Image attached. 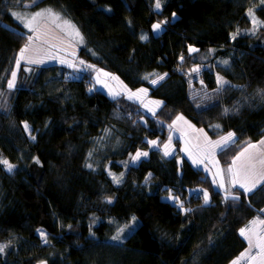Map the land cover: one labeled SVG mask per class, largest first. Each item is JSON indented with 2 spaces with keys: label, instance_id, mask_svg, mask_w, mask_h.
<instances>
[{
  "label": "trees",
  "instance_id": "trees-1",
  "mask_svg": "<svg viewBox=\"0 0 264 264\" xmlns=\"http://www.w3.org/2000/svg\"><path fill=\"white\" fill-rule=\"evenodd\" d=\"M25 1L0 0V160L14 166L0 164V264H232L249 245L240 230L264 210V182L220 187L209 159L180 154L177 131L233 133L215 150L222 166L264 138V0H160L159 12L155 0H38L29 9L52 8L82 33L78 74L20 59L29 36L13 13ZM139 87L162 101L156 116L129 99ZM140 150L115 183L110 172ZM130 220L109 242L112 223Z\"/></svg>",
  "mask_w": 264,
  "mask_h": 264
},
{
  "label": "rangeland",
  "instance_id": "rangeland-1",
  "mask_svg": "<svg viewBox=\"0 0 264 264\" xmlns=\"http://www.w3.org/2000/svg\"><path fill=\"white\" fill-rule=\"evenodd\" d=\"M38 0H26L22 6L24 7L23 10L20 11H14V13L18 14L19 17L22 19H18L20 21L21 26H23L24 31L28 33V36L31 37V39H28L26 45L24 46L25 51H23V61L27 64L31 65H41V66H48L49 64H56V65H63L67 66L69 69L73 71V74H78L83 71L85 65L84 62L81 63L82 59L79 57L78 52L80 50V38L82 37V33L78 30V28L71 23L69 20L65 19L61 16L60 13L55 12L52 8L46 7L42 9L35 8L34 10L29 9L31 6L35 4ZM156 1V0H155ZM156 4V3H155ZM161 4V3H160ZM161 8V7H160ZM156 9V7H155ZM158 12L161 11V9H156ZM49 12L52 13V15L49 14ZM36 13H42V15L36 17L35 20H32V17ZM61 17L63 19H61ZM251 19L255 26H260L259 21L255 17V15L251 14ZM50 21V22H49ZM65 21L68 23L66 24ZM26 23H30L31 29L28 27H25ZM158 22L154 23L157 24ZM71 25L72 27H69ZM162 29V26L159 30L153 31L155 33H159ZM153 30V28H152ZM76 32H79V37L76 36ZM29 60H42L43 63H29ZM61 61H65V63H61ZM69 64L73 65V67H69ZM99 73V80L100 83H97V77ZM104 73H107L105 70L97 69L94 73V81H95V87H98L97 89L100 91H106L107 89V82L109 80V75L105 76ZM108 74V73H107ZM163 77L164 76H158ZM156 77L157 81H160L162 79H158ZM166 77V75H165ZM141 89H145L146 92H141ZM132 93H136V95L132 96L131 100L133 102H137L143 109V112L146 115L150 116H156L157 112L162 108L163 104L160 99L153 98L149 96L148 90L145 87H139L133 90L129 96ZM159 101V107L155 102ZM164 115L166 122L169 118H171L170 113L169 114H160ZM158 118L161 120V122L167 126L164 122L165 120H162L159 116ZM184 128L185 127H179L178 131L177 129V135L178 136H187L183 138V147L186 151L193 150H199L204 146L207 141L210 140V137L208 134L205 133L203 128H193L190 131H186L184 134ZM169 134V133H168ZM227 134L222 135L223 137L227 136ZM207 138V140L205 139ZM234 134L231 141H229L227 144L229 146H233L234 143ZM264 141V138H262L259 141L251 142V141H244L242 142L241 149L238 151V154L240 155L242 152H244V156L241 157L240 161H237V168H243L244 171H242L241 176L239 179L244 181L248 184L249 187H251V184L260 176V174L264 173V163L261 161H264V144H261L260 142ZM188 144V146H187ZM154 146V144H152ZM250 145H256L255 148L249 147ZM245 149H248L247 152H245ZM219 151L220 149H216ZM139 152H145L139 151ZM192 154H195L193 151ZM136 155V154H135ZM134 155V156H135ZM213 155L215 159L212 162L213 169L218 171L219 179L225 181L227 180L228 183H231L232 177L228 172V168L233 166V160L227 165L222 166L217 158V155L215 154V150L213 151ZM132 157V156H131ZM131 157L127 158L126 161L122 162L123 166V172H120L118 174L111 173V177H119L120 181L123 179V176L126 172V169L130 165H135L140 160L132 161ZM209 164V162H207ZM245 172H247L248 179H245ZM264 181H261L263 183ZM257 184L256 187L252 190L254 191L257 189V187L261 184ZM118 184V183H117ZM239 186V184H237ZM240 187V186H239ZM243 189V188H242ZM244 190V189H243ZM251 191V192H252ZM109 201V199H108ZM260 221H264V210L260 212V214L256 215L255 218H253L251 221H249L248 225H246L242 229H250L246 232V235L249 237V239L252 242L251 250L249 251L250 245H248L246 251L244 252L246 255L243 259H240L241 255L236 259H239V262H244L245 264H264V261H262V258L260 256V249L255 247L257 243L258 237H264V223H260ZM125 225H129L128 228H125ZM124 228V232L121 233L122 239L128 235L129 232L134 228V224L131 222L124 223H112V233H110L109 236V242L114 243H120V241H114L112 239L113 236H115L119 229ZM243 239H245L244 236H242ZM249 239H245L249 243ZM252 257H255V259H252ZM42 262H48V259H44Z\"/></svg>",
  "mask_w": 264,
  "mask_h": 264
},
{
  "label": "snow or ice",
  "instance_id": "snow-or-ice-1",
  "mask_svg": "<svg viewBox=\"0 0 264 264\" xmlns=\"http://www.w3.org/2000/svg\"><path fill=\"white\" fill-rule=\"evenodd\" d=\"M155 7H156V9H160V7H161L160 0H156ZM49 14L52 15L51 12H49ZM249 14L251 15V11L249 12ZM13 15L16 16L17 19H22V18L19 17L18 14H16V13H13ZM40 15H42V13H36V14L32 17V20H35L36 17H38V16H40ZM173 17H175V13H173ZM65 23L67 24L68 22L65 21ZM161 23H166V21H165V22H161ZM161 23L154 24V25L152 26V27H153V31H157V30H159V29L161 28ZM25 27H28V28H30V30H33V31H34V29H31V25H30V23H26V24H25ZM69 27H72V26L69 25ZM76 36L79 37V32H76ZM145 38H146V37H143V36L141 37V39H145ZM29 39H31V37H29ZM80 40H81V42H82V37L80 38ZM25 50H26V49H22L21 52L23 53V51H25ZM189 51H190V52H195V51H197V49H195V48H191V47H190V48H189ZM23 58H24L23 55H21L20 59H23ZM181 59H183V57H181ZM28 62H29V63H43L42 60H40V61H37V60H29ZM61 63H65V61H61ZM81 63H83V61H81ZM224 63L227 64V61H224ZM17 66H19V60L17 61ZM69 67H73V65L69 64ZM87 67H92V66H91V65H88ZM194 71H198V69H194ZM103 75L107 76L108 74H107V73H104ZM15 77H16V73L13 72V73H12V79L8 81V87H9V89H11V88H13V87L15 86ZM113 79H116V78L113 77ZM144 79H148V77L146 76V77H144ZM158 79H163V77H158ZM217 80H218V83H219V84H223V83H225V81H224L221 77H218ZM100 82H101V81L99 80V73H98L97 83H100ZM157 82H158V81H157L156 79L151 80V83H152L153 85H155ZM89 91H91V89H89ZM140 91H141V92H146L145 89H141ZM110 94H111V95H119V93H111V92H110ZM134 95H136V93H132V94L129 96V99H131L132 96H134ZM155 103H156L157 106L159 107L160 102L157 101V102H155ZM225 111H227V110H225ZM182 119H183V117H177V120H182ZM170 127H171V126H170ZM24 128H25L26 131L29 130V126H28L27 123L24 124ZM232 138H233V133L229 132L228 135L225 136V137H223L221 141H216V142H214V143H213L212 141H207V143H208L209 145H213V147L215 148V147H220L221 144H225V145H226L229 141L232 140ZM32 139H35V137H32ZM170 139H171V138H170ZM205 139L207 140L206 137H205ZM149 143H150V144H155L156 142H155V141H150ZM260 143H261V144H264V141H261ZM249 147H251V148H255L256 145H250ZM164 149H165V151H164V155H165V156L170 155L169 145L166 144V145L164 146ZM247 151H248V149H245V152H247ZM147 154H148L147 152H139V151H138V152L136 153L135 156H132V157H131V160H132V161L139 160L141 156H147ZM244 154H245V153L242 152L239 156H237V157L233 160V162H232V163H233V166L228 168V172H229V174H230L231 177H232L231 183H232L233 185L239 184V186H240L241 188L244 189L245 193H247V192H251V191L256 187L257 184L261 183V181H264V173L260 174V176H259V177H258V178H257L252 184H251V187H249L247 183H245L244 181H242L241 179H239V177L241 176L242 171H244V169H243L242 167H241V168H237L236 165H237V161H240V160H241V157H243ZM89 155H91V153H89ZM36 162L39 163L38 160H37ZM193 162H194V163H198V161H195V160H194ZM261 162L264 163V161H261ZM0 164H3L9 172H11L12 169H13V167H14V166H13L12 164H10L6 159H4V160H0ZM87 166H88L89 168H91V165H90V164L87 165ZM110 175H111V173H110ZM245 179H246V180L248 179L247 172H245ZM113 181H114L115 183H119L120 178L114 176V177H113ZM221 187H223V183H221ZM203 195H204V202L207 204V203H208V193L205 191V192L203 193ZM169 198H170V199H174V200H178V198L172 197L171 195L169 196ZM233 198H234V199H238V197H233ZM108 202L111 203V200L109 199ZM180 206L182 207V204H181ZM186 211H191V209H188V210H186ZM132 220L135 221V217H133ZM260 223H264V221H260ZM128 227H129V225H125V228H128ZM249 230H250V229H247V230H246V229H241V230H240V235H241V236H244L245 239H249V237L246 235V232L249 231ZM123 232H124V228L119 229L118 232H117V234H116L115 236H113L112 239H113L114 241H120V240L122 239V237H121V233H123ZM41 237H42V239L45 238L44 233H41ZM45 242H46V239H45ZM249 245H250V248H249V251H250V250H251V247H252V242H251L250 239H249ZM255 247H257V248L260 249V256H261V258H262V261H264V237H258V238H257V243H256ZM3 251H4V246H0V252H3ZM245 255H246L245 253H242L240 259H243ZM252 259H255V257H252ZM232 264H239V259H238V260H234V261H232Z\"/></svg>",
  "mask_w": 264,
  "mask_h": 264
},
{
  "label": "crops",
  "instance_id": "crops-1",
  "mask_svg": "<svg viewBox=\"0 0 264 264\" xmlns=\"http://www.w3.org/2000/svg\"><path fill=\"white\" fill-rule=\"evenodd\" d=\"M184 125H185V128H184V134H186V133H185L186 131H190L191 129L194 128V126H193L192 124H189L188 122H185ZM222 138H223V136L220 137L218 141H221ZM212 142L214 143V141H212ZM223 145H225V144H221L220 147H215V148H214L213 145H209L208 143H205L204 146H202L201 149H199V150H193V149H191V151H186V150L184 149V147H182V148L180 149V154H181L182 156L186 157L187 159H189V158H192V152L194 151L195 154H193V156H194V158H195V161H197L200 157L202 158V156H205L206 159H209V160H210V161H209V164L212 166V162H213V160L215 159V157H214V155H213V151L216 150V149H219V148L223 147ZM171 153H172V150H170V154H171ZM237 156H239V154H238ZM237 156H236V157H237ZM167 157H170V155H168ZM180 157H181V156H180ZM180 159H181V158H180ZM192 160H193V158H192ZM193 161H194V160H193ZM212 168H213V166H212ZM213 171H214L215 177H218V180H219L220 184L223 183V187H222V188L225 189V188H235V187H237V188L242 189V188L239 187L237 184H236V185H233V184L228 183L227 180H225V181H223L222 179L220 180V179H219V176H218V171H217L216 169H215V170L213 169ZM219 182H218V183H219ZM220 184H219V186H220ZM220 187H221V186H220ZM242 190H243V189H242Z\"/></svg>",
  "mask_w": 264,
  "mask_h": 264
}]
</instances>
